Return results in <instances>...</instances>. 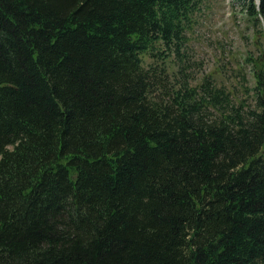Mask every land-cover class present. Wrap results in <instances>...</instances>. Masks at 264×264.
Listing matches in <instances>:
<instances>
[{
  "label": "trees",
  "instance_id": "16d2710c",
  "mask_svg": "<svg viewBox=\"0 0 264 264\" xmlns=\"http://www.w3.org/2000/svg\"><path fill=\"white\" fill-rule=\"evenodd\" d=\"M206 1L0 0V264H264V60L191 85Z\"/></svg>",
  "mask_w": 264,
  "mask_h": 264
},
{
  "label": "rangeland",
  "instance_id": "374dc122",
  "mask_svg": "<svg viewBox=\"0 0 264 264\" xmlns=\"http://www.w3.org/2000/svg\"><path fill=\"white\" fill-rule=\"evenodd\" d=\"M243 5L242 0L206 1L193 15L181 51L191 85L211 76L237 101L250 103L248 90L255 84L254 65L264 60V30ZM166 63L170 64L168 60Z\"/></svg>",
  "mask_w": 264,
  "mask_h": 264
}]
</instances>
